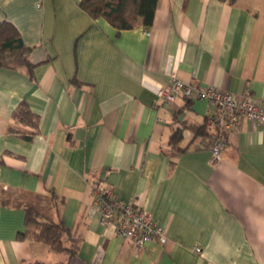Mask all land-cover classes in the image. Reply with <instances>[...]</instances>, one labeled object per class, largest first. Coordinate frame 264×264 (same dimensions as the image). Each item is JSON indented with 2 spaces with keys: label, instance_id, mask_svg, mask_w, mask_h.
I'll list each match as a JSON object with an SVG mask.
<instances>
[{
  "label": "crops",
  "instance_id": "crops-1",
  "mask_svg": "<svg viewBox=\"0 0 264 264\" xmlns=\"http://www.w3.org/2000/svg\"><path fill=\"white\" fill-rule=\"evenodd\" d=\"M79 1L0 0L37 63L31 75L0 67V264H264V126L242 117L215 160V105L157 97L172 74L264 95V0H157L150 25L119 31ZM21 100L38 115L30 139L9 129H33L13 116ZM95 185L135 201L163 234L141 247L118 236L92 211ZM51 188L63 198L52 216L80 237L71 258L17 238L24 209L3 201Z\"/></svg>",
  "mask_w": 264,
  "mask_h": 264
},
{
  "label": "trees",
  "instance_id": "trees-1",
  "mask_svg": "<svg viewBox=\"0 0 264 264\" xmlns=\"http://www.w3.org/2000/svg\"><path fill=\"white\" fill-rule=\"evenodd\" d=\"M157 0H80L79 6L91 17H103L118 31L131 28L138 21L148 26L152 23ZM29 46L24 43L18 28L7 19H0V67L25 69L28 75L37 64L29 58ZM72 80L76 81L75 77ZM13 116L32 126L28 132H19L16 127L9 129L30 139L37 131L38 115L32 111L25 100H21ZM196 133L208 135L204 125L194 127ZM183 137L182 127L175 126L169 136V144L176 148ZM11 200L13 204L24 209V229L18 230L16 237H32L48 244L55 251H68V257L74 256L79 248L80 237L62 221L52 216L53 208L63 200L52 188L47 193H20L17 197L8 196L3 201ZM70 239L68 246L63 243V235ZM20 264H68V260L45 261L35 259L22 261Z\"/></svg>",
  "mask_w": 264,
  "mask_h": 264
},
{
  "label": "built area",
  "instance_id": "built-area-1",
  "mask_svg": "<svg viewBox=\"0 0 264 264\" xmlns=\"http://www.w3.org/2000/svg\"><path fill=\"white\" fill-rule=\"evenodd\" d=\"M177 95L205 99L215 105L211 118L215 132L209 143L215 160L221 156L225 134L238 130L242 117L264 126V95L255 98L248 92L238 95L212 86L200 87L172 74L170 81L158 89L157 97L163 103L172 104ZM93 210L99 212L102 224L112 226L118 236L132 239L137 247L164 231L150 212L133 200L118 198L111 188L93 187Z\"/></svg>",
  "mask_w": 264,
  "mask_h": 264
},
{
  "label": "rangeland",
  "instance_id": "rangeland-1",
  "mask_svg": "<svg viewBox=\"0 0 264 264\" xmlns=\"http://www.w3.org/2000/svg\"><path fill=\"white\" fill-rule=\"evenodd\" d=\"M64 241H65V243H64L65 245L69 243L67 238Z\"/></svg>",
  "mask_w": 264,
  "mask_h": 264
}]
</instances>
